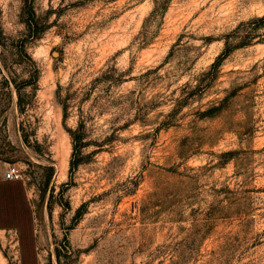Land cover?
Segmentation results:
<instances>
[{
  "label": "rangeland",
  "instance_id": "obj_1",
  "mask_svg": "<svg viewBox=\"0 0 264 264\" xmlns=\"http://www.w3.org/2000/svg\"><path fill=\"white\" fill-rule=\"evenodd\" d=\"M12 163L0 264H264V0H0Z\"/></svg>",
  "mask_w": 264,
  "mask_h": 264
},
{
  "label": "trees",
  "instance_id": "obj_2",
  "mask_svg": "<svg viewBox=\"0 0 264 264\" xmlns=\"http://www.w3.org/2000/svg\"><path fill=\"white\" fill-rule=\"evenodd\" d=\"M14 182H16V180H4V183H1L2 187H0V197L9 196L11 199H13V203H15L18 207H22L25 209V202L23 200L22 193L20 189L17 188V186L12 185V183ZM18 212L19 211H16L17 214Z\"/></svg>",
  "mask_w": 264,
  "mask_h": 264
},
{
  "label": "built area",
  "instance_id": "obj_3",
  "mask_svg": "<svg viewBox=\"0 0 264 264\" xmlns=\"http://www.w3.org/2000/svg\"><path fill=\"white\" fill-rule=\"evenodd\" d=\"M21 178H22V172L17 166V164L15 163L8 164L3 173V179L4 180H17Z\"/></svg>",
  "mask_w": 264,
  "mask_h": 264
},
{
  "label": "crops",
  "instance_id": "obj_4",
  "mask_svg": "<svg viewBox=\"0 0 264 264\" xmlns=\"http://www.w3.org/2000/svg\"><path fill=\"white\" fill-rule=\"evenodd\" d=\"M19 179H17L16 181H18ZM1 183H4V180L2 179V182ZM1 183H0V187H2L1 186ZM3 198L4 199H9V200H12L13 201V199H11L9 196H3ZM23 208L22 207H18L15 203H14V210H15V213H16V211H21Z\"/></svg>",
  "mask_w": 264,
  "mask_h": 264
}]
</instances>
